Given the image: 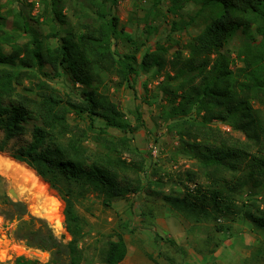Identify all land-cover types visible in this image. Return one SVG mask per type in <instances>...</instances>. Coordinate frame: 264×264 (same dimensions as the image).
Instances as JSON below:
<instances>
[{"label": "trees", "instance_id": "1", "mask_svg": "<svg viewBox=\"0 0 264 264\" xmlns=\"http://www.w3.org/2000/svg\"><path fill=\"white\" fill-rule=\"evenodd\" d=\"M39 1L49 30L42 34L23 27L20 13L15 14L22 41L23 35L7 28V14L0 10V152L26 163L58 191L70 239L57 237L24 202L0 192V215L17 221L14 237L49 252L43 263L24 256L13 263L81 264L83 221L75 200L95 194L108 205L145 189L148 153L127 134L143 125L141 112L138 107L132 111V124L110 97L109 85L133 88L132 77L150 72L162 76L157 83L163 101L159 118L177 136L180 151L194 160L179 174L184 193L164 194L163 199L175 210L215 219L238 215L264 230V0H169L172 14L180 13L184 2L196 4L193 17L202 16L204 26L173 51L157 41L139 57L141 46L132 52L114 49L116 39L130 40L112 10L115 0H84L92 17L74 31L63 28L65 0ZM180 24L173 20L171 31ZM236 35L241 43L233 59L224 48ZM60 76L77 92L51 83ZM245 187L250 192L237 205ZM126 253L117 233L103 262L119 264Z\"/></svg>", "mask_w": 264, "mask_h": 264}, {"label": "rangeland", "instance_id": "2", "mask_svg": "<svg viewBox=\"0 0 264 264\" xmlns=\"http://www.w3.org/2000/svg\"><path fill=\"white\" fill-rule=\"evenodd\" d=\"M115 1L112 10L119 19V27L130 38L114 41V49L118 53L132 52L136 46H141L137 54L139 57L146 47L152 48L157 41L170 44V51H173L179 45L186 44L205 24L202 16L193 17L197 5L192 2H184L180 13L172 14L167 11L169 0ZM0 10L7 14V28L19 35H23V30L17 26L15 14L18 13L23 27L33 26L42 34L49 30L39 0H0ZM62 12L66 20L63 28L73 31L80 22L90 21L92 17L84 0H65ZM190 17H193V21L186 23ZM173 20L181 23L180 29L171 31ZM253 35L257 39L256 34ZM24 38V35L20 36L21 41ZM49 40L55 42L54 39ZM240 40L236 35L224 48L233 59ZM161 78L150 72L132 77L133 88L109 85L110 97L132 124V111L138 107L141 112L143 125L127 134L133 144L148 153L144 173L146 187L135 194L115 199L108 205L102 203L95 194L75 200V208L83 221V235L78 241L83 254L81 264H104V250L117 233L122 235L127 246L126 256L119 264H218L215 251L237 231L235 228L239 225L236 227L235 223H250L238 215H218L215 219L175 210L163 199L164 194L181 196L184 193V187L179 184V174L191 167L194 160L180 151L177 136L159 118L163 101L157 83ZM51 83L63 91L78 90L66 76L53 78ZM96 124L102 126L103 121L97 119ZM108 131L114 135L120 134L116 129L109 128ZM231 132L242 137L238 130L233 129ZM152 145L158 150L155 156L151 153ZM0 176L1 193L12 200L24 202L29 213L43 218L63 241L70 239L65 228L64 202L56 189L26 163L4 152H0ZM156 178L161 180L158 185L153 181ZM10 188L17 197L9 193ZM249 192L248 187L241 190L237 205L239 199L246 198ZM48 206L56 207V210L51 212ZM16 225V220L9 221L0 215V264H14L16 256L37 259L40 263L47 261L49 252L28 247L14 237L12 230ZM254 231L255 242L250 248L241 249L233 264H264V230L254 228ZM256 251L260 252L257 256Z\"/></svg>", "mask_w": 264, "mask_h": 264}, {"label": "crops", "instance_id": "3", "mask_svg": "<svg viewBox=\"0 0 264 264\" xmlns=\"http://www.w3.org/2000/svg\"><path fill=\"white\" fill-rule=\"evenodd\" d=\"M236 225H239L238 228H235L237 231L233 232L230 237H227L215 251V260L218 264H233L240 250L247 247L250 248L255 242V231L252 224L235 223Z\"/></svg>", "mask_w": 264, "mask_h": 264}, {"label": "built area", "instance_id": "4", "mask_svg": "<svg viewBox=\"0 0 264 264\" xmlns=\"http://www.w3.org/2000/svg\"><path fill=\"white\" fill-rule=\"evenodd\" d=\"M214 124L219 125L222 129L226 130V131H231V127L226 124V123H222V122H218V121H214ZM151 148V153L153 156H155L157 154V147L155 145L150 146ZM193 184H190V187H192Z\"/></svg>", "mask_w": 264, "mask_h": 264}, {"label": "bare ground", "instance_id": "5", "mask_svg": "<svg viewBox=\"0 0 264 264\" xmlns=\"http://www.w3.org/2000/svg\"><path fill=\"white\" fill-rule=\"evenodd\" d=\"M34 181H35V180H34ZM31 185H32V184H31ZM34 187H36V186H34ZM32 188H33V187H32ZM18 193H19V192H18ZM45 207H46V206H45ZM48 207H49V209L51 210V212H52V211L54 212V211L56 210V207H55V208H54V207L52 208L51 206H48ZM41 209H42V208H41ZM49 218H51V217H49ZM47 219H48V218H47ZM57 219H58V218H57ZM58 222H59V220H57V223H58ZM57 223H56V224H57Z\"/></svg>", "mask_w": 264, "mask_h": 264}, {"label": "water", "instance_id": "6", "mask_svg": "<svg viewBox=\"0 0 264 264\" xmlns=\"http://www.w3.org/2000/svg\"><path fill=\"white\" fill-rule=\"evenodd\" d=\"M9 193L12 194L13 196L17 197L16 193L12 188L9 189Z\"/></svg>", "mask_w": 264, "mask_h": 264}]
</instances>
